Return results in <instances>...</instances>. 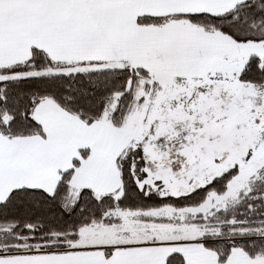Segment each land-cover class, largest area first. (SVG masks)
<instances>
[{
  "label": "snow or ice",
  "instance_id": "6c2138e0",
  "mask_svg": "<svg viewBox=\"0 0 264 264\" xmlns=\"http://www.w3.org/2000/svg\"><path fill=\"white\" fill-rule=\"evenodd\" d=\"M0 264H264V0H0Z\"/></svg>",
  "mask_w": 264,
  "mask_h": 264
}]
</instances>
